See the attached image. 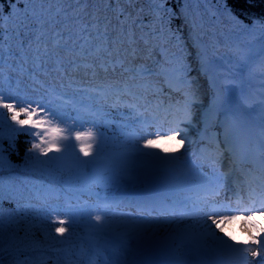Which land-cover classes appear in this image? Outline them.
I'll return each instance as SVG.
<instances>
[{"label":"trees","instance_id":"16d2710c","mask_svg":"<svg viewBox=\"0 0 264 264\" xmlns=\"http://www.w3.org/2000/svg\"><path fill=\"white\" fill-rule=\"evenodd\" d=\"M57 10H67L70 16H83L82 21L74 22L75 27L64 23L57 26V30L65 33V39L71 31L76 47L97 42L103 45V49L107 41L110 56L121 58L126 64L156 66L162 61L168 62L172 52H178L194 67L195 57L201 52L198 40L203 38L216 54L234 67L239 77L241 73L236 70V62L230 60V53L237 47L253 53L264 48V31H261L264 0H0V91L5 95L19 94L27 99L48 100L47 93L42 94V88H32L37 78L57 85L63 83L67 92L76 96L82 94L79 88L68 87L69 79L84 74L78 71L80 68H66L68 75L61 76L54 70L51 57L38 59L43 56L45 45L52 51H59L65 57V63L70 58L79 57L76 52L69 54L64 49H52L51 25L40 26L38 17L42 12L45 21L54 16L63 21L64 13L56 16ZM97 19L100 21V35L91 27ZM82 24L89 25L90 34H76ZM105 26L107 37L103 35ZM72 41H69L70 45ZM158 46L164 48L165 58L160 57ZM94 60L92 65L95 68H88L86 72H92L96 78L105 74L104 81L109 83L118 70L104 72L100 68L101 60ZM250 65L245 74L249 69L253 70L256 61ZM191 75L194 81L190 93L199 99L207 85L198 73ZM118 76V79H129L125 73ZM69 121L62 126H68ZM84 128H89L88 124ZM32 140L28 131L12 132L7 125L0 130V236L4 241L0 261L3 264H96L94 258L88 257V243L82 239L86 229L95 231L94 214L90 212L85 220L78 217L74 229L66 224L69 230L63 236L55 233L58 225L53 224V217L57 214L52 211L54 207L63 209L78 200L66 188L75 190L93 184L88 177V165L77 168L70 157L63 166L45 164L46 157L40 156L38 151L26 154ZM117 151L113 147L105 153ZM82 171L85 176L80 174ZM120 177L112 173V179ZM120 223L115 222L112 226L119 229ZM131 223L127 221L122 225ZM151 223L143 225L152 228ZM159 228L161 226L157 230ZM103 239L98 237L99 242Z\"/></svg>","mask_w":264,"mask_h":264},{"label":"snow or ice","instance_id":"6c2138e0","mask_svg":"<svg viewBox=\"0 0 264 264\" xmlns=\"http://www.w3.org/2000/svg\"><path fill=\"white\" fill-rule=\"evenodd\" d=\"M77 2H80V0H77ZM48 11L50 12L51 10ZM61 12L64 13L65 17L63 21L56 19L55 16L45 21L42 19L44 16L43 12L40 14V17H38V19L41 20V28H45L46 25H51V36L53 39L52 49H64L69 54L76 52L77 55L80 56L91 55V52L78 50L75 47L76 41H72L73 33L71 31L67 33L68 38L65 39V33L57 30V26L60 23L75 27L76 25L74 22L82 21L83 16L80 14H73L70 16L68 15L67 10H57L56 16H59ZM91 27L97 30V35H100V21L98 19L95 20ZM261 31H264V24L261 25ZM85 32L90 34L88 24H82V26L79 27V32L76 34L82 36ZM42 35H44V33H42ZM103 35L107 37L106 26ZM39 38L40 37L37 39ZM61 41H63V43H61ZM69 41H72L71 46ZM86 42L87 41H83L82 43ZM37 51H39V49ZM97 51L99 52L101 49L98 48ZM102 51L109 56L111 55V52L107 47V41H105V46ZM255 56L264 57V48H262L259 53H253L251 51H242L237 47L236 50L230 53L229 58L236 62V65L238 66L236 70L242 74L250 66V63L254 60ZM49 57L53 60L55 66L54 70L61 76H67L68 73L65 68V57L61 56L59 51H52L47 45H45L43 56L38 57V59L46 60ZM97 59L101 60L100 68L104 72L109 71L110 66L112 67V70L115 71L113 61L107 60L103 57H97ZM67 63L75 67L80 66L79 62L74 57L68 59ZM117 63H120L122 66L123 62L117 61ZM260 67L264 70V59L260 61ZM72 83L73 81L69 79V88L72 86ZM46 93L49 97H54V99L32 100L22 97L19 94L5 95L0 91V130L7 125L12 132L19 133L21 131H28V134L33 137V140L31 142V147L27 150V155H32L34 151H38L40 156L46 157V159L43 160V163H53L58 166H63L65 160L70 157L73 165L77 168L96 164L103 160L106 162V167L98 176L97 182L100 183L106 182L109 178L108 173L118 175L121 172L128 171L130 163L136 160H139L142 167L159 170H170L172 167L180 163V158L178 156L167 153L161 155V152L164 150L157 149L156 146V141L161 139L170 138L176 140L179 138L180 133L183 131L179 119L170 122L174 126L165 128L162 123L158 121V117H152L153 122L157 125L156 129L154 132H148L147 137L143 138L142 145L133 142L131 148L120 153L119 156L108 157L103 154L104 142L102 134L98 141L97 133L92 128H87L84 131H73L72 129L75 125H68L66 127L62 126L63 124H66L68 119H70L65 111L68 104L62 102V98L69 95L65 90L64 84L61 83L59 89L55 84L46 86ZM68 103L75 104L77 101L73 97ZM222 106L225 107L226 111L236 113L239 119H244L242 110L236 106L231 94L224 98ZM190 107V103L185 105L186 119H190ZM3 110H6V112ZM83 123L84 122L81 121L80 126H83ZM32 129H35V131H31ZM162 133L165 135H162ZM137 139L140 138L138 137ZM184 142V139H180L181 145H183ZM260 148L261 159L264 160V142H261ZM145 149H151V151H145ZM53 152H55L56 155L50 156L49 153ZM132 170L135 171L136 169ZM223 179L224 174H220V176L215 178V183L218 184ZM207 191L215 192L213 182H209ZM255 206V202H253V207ZM260 208V215L264 216V199L261 200ZM89 209L105 210V208L99 204L88 205L87 203L83 205L77 204L75 206L68 204L63 209L54 207L52 211L57 214L53 217V224L58 225L55 226V233L58 234L62 228L66 227V224L74 229L78 217L90 215ZM61 212L63 213L62 215L59 214ZM245 213H247L245 219L256 214L252 208H233L231 204L217 205L213 202L211 211L203 213L206 219L203 223L198 224L194 228L193 234L178 233L175 237L171 238L170 241L156 239L158 233L154 232L151 226H141L132 228L127 232H119L118 230H114L111 223L102 215L97 214L92 219L96 222L93 225L96 235L102 239L105 237L111 238L114 235L135 237L138 249L139 247H156L164 252L170 257V259L162 261L160 264H189V262L182 261L175 255V245L181 244L185 248L194 247L199 250L201 247H207L209 240L215 245V248L212 249L213 251H219L220 249L238 251L245 264H264V230H262V234L259 238L249 231L248 240L246 241L235 240L227 231H225L224 226L226 224L237 220L240 215H244ZM66 228L68 229V227ZM0 231H2V224H0ZM249 242L255 244V247L250 246ZM3 244V238L0 236V248L3 247ZM113 255L115 256V259H110L106 261L105 264H138L136 260L129 258L133 255V250L131 248L117 250ZM249 257L253 259L250 260ZM257 257H259L258 260L255 259ZM0 264H3V262L0 261ZM204 264H213V262L206 261Z\"/></svg>","mask_w":264,"mask_h":264},{"label":"rangeland","instance_id":"374dc122","mask_svg":"<svg viewBox=\"0 0 264 264\" xmlns=\"http://www.w3.org/2000/svg\"><path fill=\"white\" fill-rule=\"evenodd\" d=\"M229 80H231V79L229 78ZM204 102H205V100H204ZM194 109H196L193 112L195 116H199V114L203 111V107L202 108L196 107ZM196 121H197L196 117L190 116L189 121L182 122L181 127L183 128V131L180 133V136L178 139H176V140H172L170 138L161 139V140L156 142L157 148L162 149L161 146L165 145L164 146L165 148L163 150L170 153L171 155L174 154L177 156V152H178V154L181 153L180 154L181 160L188 161V158H190L189 161L194 162L195 164L197 163V165L201 164V165L205 166L201 159L195 157V155L189 151L191 144L194 143V140L196 139L195 138L193 140V133H192V131H194L195 129L198 128V126H196V124H195ZM154 131L155 130H147V131H142L144 133L140 132L138 135L134 134L133 138L126 139V141H125L126 148L130 149L133 142L142 145L143 138L147 137L148 132H154ZM188 135H191V137H192V138H190V141H189L190 143H187L185 146L181 145L180 139H186V137ZM138 137L140 139H137ZM178 166H179V174L178 175L180 177L181 174L186 169H188L189 167H193V164H189V163L180 161V163H178ZM229 174L231 175V172H229ZM120 188L121 187L118 185H115V187L114 186L108 187L106 189V192H107L106 196H111L112 193L113 194L118 193V189H120ZM123 200H126V198H122V199L121 198H119V199L115 198V199H113V204L116 206V208L106 211V219L107 220L112 221V222H121V221H132L133 219H140V220H142V219L146 220L147 219V218H144L142 215L139 216V214H137V212H135L134 210L126 209L124 207V205H122ZM213 202H215L217 205L225 204V201H220V200L205 201L204 202L205 205H203V207L200 208L196 214H194L192 217H189V218L186 215L169 214V213H165V214L160 215V216L159 215L150 216L151 217L150 219L154 220L153 222L155 223V224L151 223L152 228H154V232H157L158 234H160L161 232H164V233L170 232L171 234L176 236L178 233H184V231L182 229H177V227L188 228V230L193 233L194 228L198 224L203 223V221L206 219V217L203 216V212L210 211ZM126 206H128L127 200H126ZM233 208H235V207H233ZM236 208H239V207L236 206ZM201 209H202V211H201ZM260 210H261V208L253 209V211H255L256 214L254 216L248 218V219H245V216L247 215V213H245L244 215H240L237 220L233 221L232 223L226 224L224 226L225 231H227L228 234L231 236V233L233 230L238 229L237 231H242L244 229L247 231V233L249 231H251L252 234L255 235L256 232L264 224V216L260 215ZM171 221H174V222H171ZM144 222H147V221H144ZM209 223H210V221H209ZM160 225H162L161 228H159V230H157V227ZM147 227H149V225ZM165 227H167V228H165ZM168 235H170V234H168ZM162 236H165V235L163 234ZM175 236H173V237H175ZM209 242H211V241L209 240ZM131 246H132V242L130 241L127 248H131ZM108 255L110 256V253H108ZM111 259H113V258H111ZM103 262H104L103 264H105V261H103Z\"/></svg>","mask_w":264,"mask_h":264},{"label":"bare ground","instance_id":"6f19581e","mask_svg":"<svg viewBox=\"0 0 264 264\" xmlns=\"http://www.w3.org/2000/svg\"><path fill=\"white\" fill-rule=\"evenodd\" d=\"M181 115L182 114L178 115L176 119H180ZM200 119H201L200 117H197V122H199ZM217 129L218 130L213 131L214 136L216 138V141H215L214 145L210 146L211 150H216L218 148L224 147L222 132L220 131V128H217ZM192 133H193V139L197 138L198 142L202 141L201 137L198 136L199 135L198 131H192ZM190 138H192L191 135H188L186 137V139H184V141H185L183 144L184 146L187 143H190L189 142ZM197 144L198 143H192L190 146V152L194 153L196 156L198 155ZM223 169H224V167L220 166L219 171L217 172L218 176H220V174L225 175L227 173V172H223ZM229 172H231V175H233L232 169ZM238 175H239L240 180L242 182L241 186H238L235 184H234V186L229 185V182H230L229 180L224 181L225 196L223 197V199L227 200L230 204H234V205H238V204H235V202H234L235 200L240 201V204L249 205L250 208H253V202H255V205H256L255 207H260L261 200L264 199V178L258 179L255 176H247L244 171H239ZM257 182L262 183V189L261 190L256 187ZM251 193H253V196H251ZM166 194L171 195V196H178V193L174 192V191H167ZM208 196H210L212 198H218L219 197V196L212 194V193L208 194ZM157 202L160 203L161 200L157 199ZM160 206H163V207H165V209H167V207L164 206V204H162V203ZM232 222H230V223H232ZM240 233L244 234V235H248L247 231L244 229ZM220 263H222V262H220ZM222 264H224V263H222Z\"/></svg>","mask_w":264,"mask_h":264},{"label":"clouds","instance_id":"9594fccd","mask_svg":"<svg viewBox=\"0 0 264 264\" xmlns=\"http://www.w3.org/2000/svg\"><path fill=\"white\" fill-rule=\"evenodd\" d=\"M67 231H68V229L66 227H64V228H62V230L58 234L62 236Z\"/></svg>","mask_w":264,"mask_h":264}]
</instances>
